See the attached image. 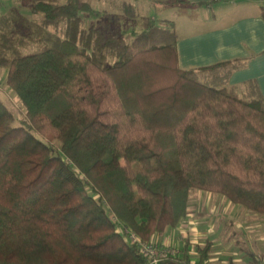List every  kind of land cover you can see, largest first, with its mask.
Wrapping results in <instances>:
<instances>
[{"label":"trees","instance_id":"1","mask_svg":"<svg viewBox=\"0 0 264 264\" xmlns=\"http://www.w3.org/2000/svg\"><path fill=\"white\" fill-rule=\"evenodd\" d=\"M22 1L0 14L23 112L0 97V264H149L129 235L177 226L197 190L264 215V99L230 85L238 63L182 69L174 21L126 0L139 30L101 0Z\"/></svg>","mask_w":264,"mask_h":264},{"label":"crops","instance_id":"2","mask_svg":"<svg viewBox=\"0 0 264 264\" xmlns=\"http://www.w3.org/2000/svg\"><path fill=\"white\" fill-rule=\"evenodd\" d=\"M135 1L147 15L152 6L159 10L160 18L150 16L174 21L182 69L238 63L239 67L229 75L230 85L244 88L254 84L264 99L263 0ZM210 194L193 192L186 216L177 226L157 235L159 244L176 247L181 254L187 249L196 261L200 258L198 247L210 246L205 264H254L263 259L264 215L240 210L227 198ZM208 216L213 217L208 220ZM217 226L228 235L225 241L215 230Z\"/></svg>","mask_w":264,"mask_h":264},{"label":"rangeland","instance_id":"3","mask_svg":"<svg viewBox=\"0 0 264 264\" xmlns=\"http://www.w3.org/2000/svg\"><path fill=\"white\" fill-rule=\"evenodd\" d=\"M101 1L102 2H100V3L98 1H97V3L94 1V5L98 6L100 8H105L106 10L117 15L118 20L120 21V28L121 29L129 27V28H135L136 30H139L141 28V22L139 19L133 20V19L126 18V16L123 14V11L111 3L112 0H101ZM115 1H117V3H120L119 1H122V0H115ZM126 1H128L133 6H135V9H136V5H137V9H138V12L140 14H142V15L146 14L145 11L140 6V4H138L135 0H126ZM17 4H18V2L16 0H9V1H7V3L5 1H1L0 8H1L2 12H4L7 8L12 7V6H17ZM18 7H19V10L23 14L30 15L31 7H30V3L28 2V0H23L22 2H20ZM148 12H149L148 13L149 15H155L156 17L160 18L159 17V10L157 8L149 6ZM5 81H6V73L4 75V72L1 71L0 72V97L3 99V101L6 103V105L11 110H13V112L16 115V118L19 120L23 116V112H20V111H22V108L20 106L19 99L14 95L12 90H10L7 86L4 85ZM197 191H202V190H197ZM209 193H211V192H209ZM212 194L213 193H211L210 195H212ZM216 195H218V194H216ZM222 196L223 195H221L219 197H222ZM222 198L224 199V196ZM239 207H240V210L247 211L243 206L239 205ZM212 217L213 216H208V220H211ZM233 218H235V216ZM215 230L217 232L219 230L221 239L224 240V238H226L227 234L225 235V231H224L223 227L217 226V227H215ZM227 237H228V235H227ZM240 239L243 240V237H240ZM191 249H194V245H192ZM160 264H162V263H160Z\"/></svg>","mask_w":264,"mask_h":264},{"label":"built area","instance_id":"4","mask_svg":"<svg viewBox=\"0 0 264 264\" xmlns=\"http://www.w3.org/2000/svg\"><path fill=\"white\" fill-rule=\"evenodd\" d=\"M129 239L140 248L141 252L147 257L149 264H159L169 256L177 255L180 252L176 247L160 245L157 235H154L149 241H143L135 233H131ZM188 264L200 263L191 259ZM254 264H264V258Z\"/></svg>","mask_w":264,"mask_h":264}]
</instances>
